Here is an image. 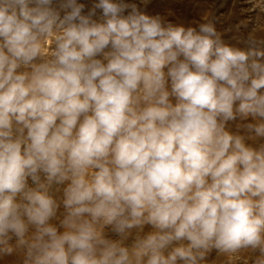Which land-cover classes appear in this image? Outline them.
Returning <instances> with one entry per match:
<instances>
[{
  "label": "clouds",
  "instance_id": "obj_1",
  "mask_svg": "<svg viewBox=\"0 0 264 264\" xmlns=\"http://www.w3.org/2000/svg\"><path fill=\"white\" fill-rule=\"evenodd\" d=\"M248 2L233 44L127 0H0V257L264 264V0Z\"/></svg>",
  "mask_w": 264,
  "mask_h": 264
},
{
  "label": "rangeland",
  "instance_id": "obj_2",
  "mask_svg": "<svg viewBox=\"0 0 264 264\" xmlns=\"http://www.w3.org/2000/svg\"><path fill=\"white\" fill-rule=\"evenodd\" d=\"M159 0L157 1L156 5L151 8V10H146L145 7L148 5H140L141 3L139 0H127V2H135L139 5L140 9L150 16H154L153 11L157 12L156 15H160L166 22H171L174 25H182L185 28L187 27H198L199 23L204 22V17H208L210 19H214L216 23V27L218 31L224 32L223 39L229 43H236V40L233 37L238 35H244L242 32H236L234 28V19L236 15H241V7L242 6H249L248 11L250 13L254 12V10H250L251 4L248 0ZM243 1V2H242ZM247 1V2H245ZM78 2L83 3L86 5L85 11L88 8H91L92 5L97 2V0H78ZM159 2V4H158ZM163 2V10L161 8V3ZM168 3V4H167ZM158 4V7H157ZM167 4V5H166ZM250 4V5H248ZM160 7V10L163 12L157 11ZM240 7V8H239ZM145 10V11H144ZM162 13V14H161ZM127 14V13H125ZM165 14V15H164ZM101 15V10L97 9L96 19H98ZM227 19L229 27L225 28V24L223 22ZM234 23V24H233ZM254 24V22L252 23ZM226 29H231L230 31L225 32ZM243 47V45H239ZM170 86V84H169ZM173 102L175 103V98H172ZM233 125V126H232ZM230 128L234 131L235 125L230 124ZM251 143V141H248ZM62 210V209H61ZM51 223H58V221L53 220ZM63 231V229H59ZM111 235V233H109ZM15 244V238L10 242ZM240 264H242L241 260ZM238 261V262H239ZM0 264H23L22 256H18L17 254H13L11 256H4L0 257Z\"/></svg>",
  "mask_w": 264,
  "mask_h": 264
},
{
  "label": "bare ground",
  "instance_id": "obj_3",
  "mask_svg": "<svg viewBox=\"0 0 264 264\" xmlns=\"http://www.w3.org/2000/svg\"><path fill=\"white\" fill-rule=\"evenodd\" d=\"M157 1H159V0H149V2H148V5L145 7V9L146 10H151V8H153V6H155L156 5V3H157ZM169 1V0H168ZM167 1V2H168ZM139 2H140V0H139ZM243 2V1H242ZM245 2H247V1H245ZM141 3V2H140ZM158 4H159V2H158ZM158 4H157V7H158ZM162 4H163V2L161 3V8L163 9V6H162ZM168 4V3H167ZM166 4V5H167ZM140 5H142V4H140ZM248 5H250V4H248ZM143 6V5H142ZM248 7L249 6H242L241 7V15H242V17L241 16H239V15H236L235 16V19H234V26L235 25H237L241 20H248L249 21V23H248V25H247V28H245V27H241L240 28V32H242L244 35H247V33L252 29V27L254 26V24H252L253 22H255V18L257 17V15H260V13H259V10L257 9V10H254V12L252 13H250V11H248ZM251 7H252V4H251ZM154 8H156V7H154ZM240 8V7H239ZM252 9V8H251ZM156 10H157V8H156ZM159 12L161 11L160 10V7H159ZM157 10V11H158ZM163 10H165V9H163ZM142 11V10H141ZM145 11V10H144ZM152 11V10H151ZM161 12H163V11H161ZM145 14H147L146 12H144ZM155 13V15L157 14V12H155V11H153V14ZM151 14V12L149 13V14H147V15H150ZM162 14V13H161ZM152 15V14H151ZM165 15V14H164ZM228 22L229 21H227V19L223 22V24H225V28L226 27H229V25H228ZM235 28V27H234ZM262 35H264V33H262ZM174 103V102H173ZM233 126V125H232ZM151 230V228H150V226H145V229H144V231L145 232H148V231H150ZM109 238H111V239H117L118 237H116L115 235H113V234H111V235H109ZM128 243H131V240H129L128 241ZM217 257V254H216V252H215V250L210 254V256H209V264H226V258L225 257H220V258H216ZM239 260H241V262H242V264H249V261H248V257H247V254H241V257H239V258H237V259H234V260H232L231 261V264H240V261ZM239 261V262H238Z\"/></svg>",
  "mask_w": 264,
  "mask_h": 264
}]
</instances>
